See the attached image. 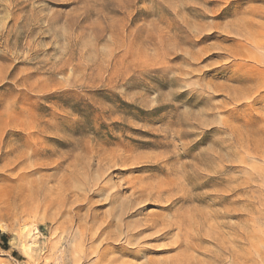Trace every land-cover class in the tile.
<instances>
[{
	"label": "rangeland",
	"instance_id": "374dc122",
	"mask_svg": "<svg viewBox=\"0 0 264 264\" xmlns=\"http://www.w3.org/2000/svg\"><path fill=\"white\" fill-rule=\"evenodd\" d=\"M0 264H264V0H0Z\"/></svg>",
	"mask_w": 264,
	"mask_h": 264
},
{
	"label": "bare ground",
	"instance_id": "6f19581e",
	"mask_svg": "<svg viewBox=\"0 0 264 264\" xmlns=\"http://www.w3.org/2000/svg\"><path fill=\"white\" fill-rule=\"evenodd\" d=\"M8 164V163H7ZM6 165V164H5ZM159 187V186H158ZM163 191V190H162ZM144 192H145V190H144ZM145 195V194H144ZM144 195H142V194H140L139 196H144ZM5 196V195H4ZM5 197H3L2 199H4ZM8 198V197H7ZM7 198H5V199H7ZM176 199V198H175ZM169 201V200H168ZM119 212H121L120 210H119ZM119 214V213H118ZM109 224V223H108ZM160 226H164L163 224L161 225L160 224ZM150 227H148V226H146L145 227V229H143V230H141V231H139L138 233H136L137 235H139V234H142L144 231H146V230H148ZM168 228V225H167V227L166 226H164V227H162L160 230H158L157 232H159V231H161V230H166ZM164 234V233H163ZM166 234V233H165ZM130 235H132V234H130ZM133 237V236H132ZM129 238V237H128Z\"/></svg>",
	"mask_w": 264,
	"mask_h": 264
}]
</instances>
